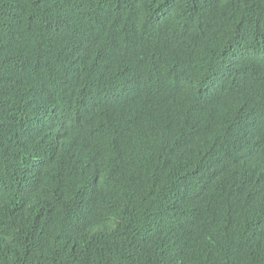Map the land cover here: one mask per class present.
<instances>
[{
	"label": "trees",
	"instance_id": "16d2710c",
	"mask_svg": "<svg viewBox=\"0 0 264 264\" xmlns=\"http://www.w3.org/2000/svg\"><path fill=\"white\" fill-rule=\"evenodd\" d=\"M0 264H264V0H0Z\"/></svg>",
	"mask_w": 264,
	"mask_h": 264
}]
</instances>
